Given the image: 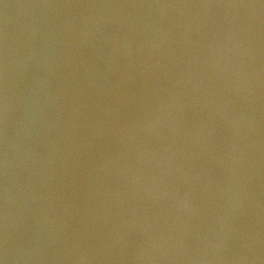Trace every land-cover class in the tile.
Instances as JSON below:
<instances>
[{"label": "water", "instance_id": "1", "mask_svg": "<svg viewBox=\"0 0 264 264\" xmlns=\"http://www.w3.org/2000/svg\"><path fill=\"white\" fill-rule=\"evenodd\" d=\"M0 264H264V0H0Z\"/></svg>", "mask_w": 264, "mask_h": 264}]
</instances>
